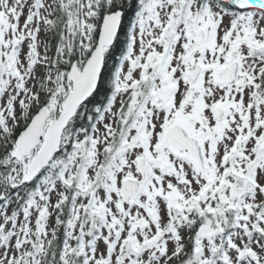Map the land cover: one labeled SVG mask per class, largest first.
I'll list each match as a JSON object with an SVG mask.
<instances>
[{
    "label": "snow or ice",
    "instance_id": "1",
    "mask_svg": "<svg viewBox=\"0 0 264 264\" xmlns=\"http://www.w3.org/2000/svg\"><path fill=\"white\" fill-rule=\"evenodd\" d=\"M0 264H264V0H0Z\"/></svg>",
    "mask_w": 264,
    "mask_h": 264
}]
</instances>
